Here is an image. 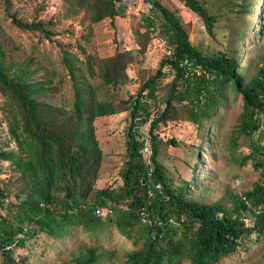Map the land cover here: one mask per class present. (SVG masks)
Listing matches in <instances>:
<instances>
[{
	"label": "trees",
	"instance_id": "1",
	"mask_svg": "<svg viewBox=\"0 0 264 264\" xmlns=\"http://www.w3.org/2000/svg\"><path fill=\"white\" fill-rule=\"evenodd\" d=\"M178 1L202 20L210 37L221 18L229 21L236 37L243 35L247 0ZM117 2L69 0L90 24L120 17L122 7ZM143 3L149 12L141 17L142 23L150 34L163 38L166 54L126 100H100L97 92L129 82L130 51L97 61L83 53L85 61H81L70 53V45L56 43L72 88L71 106L64 110L39 99L46 92L44 83H29L24 67L14 70L0 44V93L7 105L0 108V124L6 126L4 142L14 144L12 150L0 147V162H7L14 174L7 181L0 179V264H27L28 259L15 257L14 250L23 249L38 235L51 241L50 251L58 254L77 230L86 238L98 239L114 229L133 242L138 248L129 250L122 264H218L241 250L243 239L264 238V59L238 66L237 48L211 52L208 44L195 42L175 11L158 0ZM4 7L17 29L37 34L41 41H54L53 20L22 21L9 13L8 0ZM135 41L142 54L144 42L137 31ZM80 76L95 80L94 86ZM167 77L171 80L163 90L161 82ZM228 88L242 102L236 131L245 137L260 131L263 142L251 141V151L241 161V165L253 163L257 181L250 191L231 195V207L226 209L219 202L188 198V184L183 181L174 185L171 170L158 161V145L159 129L169 122L192 125L203 137ZM123 111L129 122L118 172L122 184L95 189L102 152L93 122ZM148 123L150 155L145 159L146 139L140 131ZM165 142L180 145L174 139ZM71 256V264L109 260L98 246H79Z\"/></svg>",
	"mask_w": 264,
	"mask_h": 264
},
{
	"label": "rangeland",
	"instance_id": "2",
	"mask_svg": "<svg viewBox=\"0 0 264 264\" xmlns=\"http://www.w3.org/2000/svg\"><path fill=\"white\" fill-rule=\"evenodd\" d=\"M166 8L175 11L189 35L196 43L208 46L213 52L222 47L237 48L241 55L238 66L247 62L264 59V0H247L245 16L242 21L243 35L236 37L226 18H221L213 28V37L204 29L202 20L178 0H158ZM9 13L22 21L53 20L55 37L53 42L41 41L37 34L22 32L11 24L4 11L5 0H0V44L4 47L8 64L14 70L24 67L29 83L42 82L46 92L39 96L41 101L68 110L72 102L71 81L62 63L60 48L56 43L68 46L70 53L85 61L84 54L95 60L115 54L132 53V60L126 70L129 82L117 88H103L97 92L98 99L126 100L136 93L140 84L156 69L158 62L166 54V44L157 34H150L141 17L148 14L149 8L143 0H118L122 7L120 17L105 19L90 24L84 14L72 6L69 0H8ZM135 31L140 33L144 51L139 54L135 41ZM147 36L149 38L147 39ZM81 46L84 52L79 49ZM82 72L83 67L76 64ZM242 70H238V74ZM248 73V72H247ZM79 75V72H77ZM81 75V74H80ZM81 77V76H80ZM89 84L95 83L88 76L81 77ZM171 80L165 78L161 88ZM6 99L0 93V108L5 107ZM242 102L240 96L231 88L227 89L226 99L218 106L203 130L198 135L196 127L184 122L176 125L169 122L161 126L158 161L171 170L174 185L187 183L185 193L194 201L210 204L219 202L224 208L231 207L228 198L250 191L258 179V171L251 161L241 165L242 159L250 153L251 141L263 142L260 131L250 137L239 135L236 131L240 121ZM2 113L0 111V119ZM129 119L126 112L97 118L93 122L95 137L102 152V160L94 183L95 189L105 186L118 188L122 181L118 172L122 168L125 153V128ZM149 123L141 128L144 141L145 159L150 155L147 130ZM5 123L0 124V147L14 149V144L5 141ZM202 136V135H201ZM238 137L233 144L234 137ZM174 139L179 147L166 144ZM5 143H8L7 145ZM14 175L7 162H0V179L7 181ZM16 176V174H15ZM14 176V178H15ZM13 181V178H12ZM242 240V248L237 253L221 260L218 264H264V238L259 242ZM70 241L58 254L43 236L26 242L23 249H15V257L27 258V264H71V252L76 254L79 246H98L100 251L109 254V260L102 264H122L126 253L137 249L133 242L121 237L114 229L104 237L86 238L80 231H72ZM59 247V246H57ZM60 248V247H59ZM247 249V250H245ZM188 264V263H183Z\"/></svg>",
	"mask_w": 264,
	"mask_h": 264
}]
</instances>
